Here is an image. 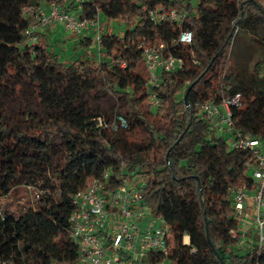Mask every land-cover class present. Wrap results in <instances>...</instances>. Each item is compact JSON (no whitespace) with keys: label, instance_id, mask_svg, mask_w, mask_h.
<instances>
[{"label":"trees","instance_id":"16d2710c","mask_svg":"<svg viewBox=\"0 0 264 264\" xmlns=\"http://www.w3.org/2000/svg\"><path fill=\"white\" fill-rule=\"evenodd\" d=\"M49 3L98 20L100 43L89 33L75 36L85 43L72 46L70 61L54 49L46 30L28 45L23 33L37 25L30 11ZM159 7L185 13L183 22L153 24L149 12ZM224 18L237 27L242 22L258 42L264 5L0 0V264H77L70 240L72 196L105 170L112 173V188L141 176L143 205L168 226L167 254L148 255V264H264V246L258 249L252 231L245 247L230 235L239 225L230 189L252 185L245 167L251 156L231 150L196 111L206 101L239 95L234 133L264 144V76L254 70L236 80L230 72L226 49L234 28L219 46L212 36ZM112 22L122 25L121 35ZM183 29L192 33L190 45L176 43ZM140 43L163 44L181 68L162 72L158 85L149 87ZM149 92L160 100L155 111L145 108ZM116 116L125 119V130L111 129ZM51 154L54 159H47ZM21 187L35 190L34 206L20 204Z\"/></svg>","mask_w":264,"mask_h":264},{"label":"built area","instance_id":"2783aa9c","mask_svg":"<svg viewBox=\"0 0 264 264\" xmlns=\"http://www.w3.org/2000/svg\"><path fill=\"white\" fill-rule=\"evenodd\" d=\"M30 13H33L37 25L23 33L28 45L37 42L41 31L56 25L73 36L89 33L96 45L100 43L98 20L80 18L76 12L64 10L55 3ZM184 14L159 7L149 12V18L153 24L165 21L181 24ZM176 43L190 45L192 33L187 29L181 30ZM138 48L142 51L149 87L158 85L162 72L173 73L181 68L182 61L168 53L163 44L140 43ZM145 104L155 111L160 100L154 92H149ZM239 104L240 97L235 95L219 102L201 103L196 111L210 132L228 137L231 150L246 151L251 156L245 167L252 185L243 184L230 189L234 215L239 220L237 229L231 230L230 235L240 238L239 246L245 247L247 234L252 231L260 250L264 246V144L234 133L232 109ZM126 128L125 119L116 116L111 129L122 131ZM111 174L110 170H105L100 178L89 180L85 189L72 196L74 209L69 215L70 240L77 249V264H148V255L165 256L168 252V226L164 220L153 218L143 205L144 179L134 175L112 188Z\"/></svg>","mask_w":264,"mask_h":264},{"label":"rangeland","instance_id":"374dc122","mask_svg":"<svg viewBox=\"0 0 264 264\" xmlns=\"http://www.w3.org/2000/svg\"><path fill=\"white\" fill-rule=\"evenodd\" d=\"M189 1L192 5H196L199 0ZM258 1L261 3V5H264V0ZM111 25L118 35L123 33L124 28L122 25H119L116 22H112ZM237 25L239 29L237 32H235L236 28H238L235 24V21L233 19L224 18L220 22L219 29L212 35L216 45L219 46L227 39L230 30L234 28L233 35L230 38L228 47L226 49V54L233 63V67L230 69V72L236 75V80L248 79V77L251 75V72L254 70L258 74V77L264 76V46L258 43H264V22L260 23L256 28V39L258 42H254L250 38V35L243 28L242 22H239ZM52 27L53 26L49 27L47 30H51ZM58 35H60V33ZM49 39L53 44L54 49L61 54L62 59L70 61L75 58L72 51L73 48L70 44H66L67 42H62L58 39ZM77 40H83L85 43L83 36L78 37ZM236 80L232 81L233 85L236 84ZM145 108L147 109L148 107L146 106ZM226 139H228L227 136ZM53 157L54 155L51 154L47 159L52 160L54 159ZM17 193L20 196V204L23 207L26 208L28 206L35 205L37 197L33 188L21 187L17 189ZM252 213L253 208L251 210V214Z\"/></svg>","mask_w":264,"mask_h":264},{"label":"crops","instance_id":"0c3cea01","mask_svg":"<svg viewBox=\"0 0 264 264\" xmlns=\"http://www.w3.org/2000/svg\"><path fill=\"white\" fill-rule=\"evenodd\" d=\"M48 29V28H47ZM46 30V34L48 36V38H51V39H58V40H61L62 42H67L66 44H70L71 46H73L74 44H77L79 41L77 40V37H73V36H70L69 34H67L65 31H63V29L60 27V26H53L51 28V30L49 29V31ZM60 33V35H58ZM188 238V237H187ZM189 241V240H188Z\"/></svg>","mask_w":264,"mask_h":264},{"label":"bare ground","instance_id":"6f19581e","mask_svg":"<svg viewBox=\"0 0 264 264\" xmlns=\"http://www.w3.org/2000/svg\"><path fill=\"white\" fill-rule=\"evenodd\" d=\"M183 243H184V244H187V243H188V238H187V236H184V237H183Z\"/></svg>","mask_w":264,"mask_h":264}]
</instances>
